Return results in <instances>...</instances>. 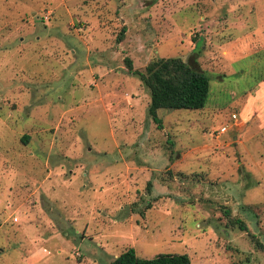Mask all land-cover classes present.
Returning a JSON list of instances; mask_svg holds the SVG:
<instances>
[{
	"label": "rangeland",
	"instance_id": "374dc122",
	"mask_svg": "<svg viewBox=\"0 0 264 264\" xmlns=\"http://www.w3.org/2000/svg\"><path fill=\"white\" fill-rule=\"evenodd\" d=\"M156 57L208 76L203 108L152 119L126 60ZM129 247L264 264V0H0V264Z\"/></svg>",
	"mask_w": 264,
	"mask_h": 264
},
{
	"label": "trees",
	"instance_id": "16d2710c",
	"mask_svg": "<svg viewBox=\"0 0 264 264\" xmlns=\"http://www.w3.org/2000/svg\"><path fill=\"white\" fill-rule=\"evenodd\" d=\"M126 65L148 89V114L155 122L160 121L157 115L159 108L200 109L207 102L209 78L200 69L193 67L189 60L180 57H156L151 59L143 70L133 69L128 59ZM27 138L25 135L24 141ZM228 213L227 211V215ZM228 221L241 230L245 229L241 219L230 217ZM107 264H190V257L187 253L160 252L146 258L139 256L133 247H129Z\"/></svg>",
	"mask_w": 264,
	"mask_h": 264
},
{
	"label": "built area",
	"instance_id": "2783aa9c",
	"mask_svg": "<svg viewBox=\"0 0 264 264\" xmlns=\"http://www.w3.org/2000/svg\"><path fill=\"white\" fill-rule=\"evenodd\" d=\"M226 129L225 127H221V131L224 132Z\"/></svg>",
	"mask_w": 264,
	"mask_h": 264
}]
</instances>
